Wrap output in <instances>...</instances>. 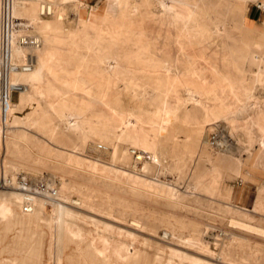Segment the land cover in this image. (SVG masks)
Instances as JSON below:
<instances>
[{
    "label": "rangeland",
    "instance_id": "obj_1",
    "mask_svg": "<svg viewBox=\"0 0 264 264\" xmlns=\"http://www.w3.org/2000/svg\"><path fill=\"white\" fill-rule=\"evenodd\" d=\"M82 1L99 8L104 3ZM127 1L139 6L140 11L132 37L140 35L141 40L162 51L168 48L169 53L165 52L172 58L205 60L209 64H200L202 70L212 67L233 75L253 97L246 103L237 102L231 113L208 118L203 105L212 107L215 102L198 97L193 84L196 94L192 99L187 100L179 88L184 101L178 106L168 102L174 112L167 118L156 117L154 113L163 106L156 89L167 73L146 72L137 64L124 65V76L109 86L107 99L117 111L133 115L132 120L140 116L152 119L149 127L154 129L151 134L155 143L150 157H144L141 148L127 141H110L93 134L84 137L54 116L47 96L41 93H36L35 106L31 107L18 104L19 94L14 93L9 106L16 104L15 114L5 120L2 113L7 107L2 106L0 117V264H264V233L244 230L230 222L241 221L264 230V159L257 156L256 129L251 126L249 140L246 132L233 128L230 121L235 118L238 123H251L255 112L251 105L256 101L264 108V14L254 6L262 5L258 0H198L196 16L182 21L174 16L172 7L160 12L157 0ZM239 1L241 6L231 7L230 3ZM72 2L75 0L64 2L62 27L74 23ZM21 8L18 17L27 19ZM146 11H151L146 16L151 20L143 16ZM102 29L99 44L110 40L105 32L107 25ZM130 44L117 42L120 48L126 45L125 49ZM31 52L35 64L30 74L41 71L47 79L51 77L48 82L54 87L55 97L69 96L72 90L66 73L60 72L62 75L54 80L36 62L35 51ZM93 52L78 49L90 69L100 68ZM224 55L231 63L223 60ZM65 63L59 65L69 67L71 76L76 77L72 79L82 83V76L75 70L78 63ZM205 70L202 73L206 74ZM21 73L20 77L9 75L8 80L22 83L27 74ZM96 84L89 87L92 95L86 97L91 102L99 99L101 88ZM79 96L83 94L79 92ZM47 119L51 127L44 131L39 125ZM211 136L214 145L208 143ZM101 143L106 150L97 149ZM130 149L141 154L139 162ZM19 175L54 184L56 195L35 194L30 212L23 211V193L15 186ZM3 179H9L11 185L4 184ZM209 182L214 185L212 192L206 190Z\"/></svg>",
    "mask_w": 264,
    "mask_h": 264
},
{
    "label": "bare ground",
    "instance_id": "obj_2",
    "mask_svg": "<svg viewBox=\"0 0 264 264\" xmlns=\"http://www.w3.org/2000/svg\"><path fill=\"white\" fill-rule=\"evenodd\" d=\"M65 1H67V0H25L21 4L16 5L14 7H11L13 9L12 11L10 8V14L18 17V14L22 15L20 10H18V9L22 7L21 9H23V12H24L23 15H25L27 18L24 20L28 26L29 33L36 35L40 40L39 46L36 47L35 49H33L35 51V54H36V62L39 63L44 69H46L47 72L54 77V80L59 75H62V74H59L60 72L66 73L65 75H67V78L69 79L68 83H69L70 89L72 90V92L69 94V96L67 95V96L55 97V94L53 93L54 87L52 88L48 82V79H50L51 77L47 79V77H45L41 74V71H40V73L37 71L36 74L32 75V74H30V71L32 70L31 69L30 71L26 72L27 76H25V75L23 76L22 84L25 85V88H23L19 92V98L17 101L18 104H20V105L26 104V105H29L30 107L35 106L34 104L36 101V97L38 96V95L37 96H35V95H36V93H41L43 96H45V97L47 96V102H48L50 108L52 109L54 116H57L58 118L64 119L65 125L79 131L84 137L89 135V134H93V135H97V136H99V138H103V139L104 138H109V139L111 138L110 141H112V139H114L115 141L122 140V142L127 141V142L131 143L133 146H135L137 148L138 147L141 148V152L143 153L142 156H144V157L149 156L150 157V155H151L150 151L153 150L154 143H155L154 139H153L154 136L152 137V134H151V131L154 129L149 127L151 122H153L152 119L150 118V116L147 119L141 118V116H140V117H137L134 120H132L131 117L133 115L131 116V114L128 112L117 111L113 106H111V104L109 103V101L107 99V96L109 94V86L114 81L121 80L120 77L122 76V72L124 71V67H123L124 65L126 67V66H129L130 64H137V65H140L141 70L146 71V72L163 71V72L167 73L165 75V77H163L162 83H160L158 85V88L156 89L158 94H160V96H161V102L163 104L160 111L158 109L159 112L157 111L156 113H154V116H156V117L167 118L174 112L173 107H170L167 105L168 102H173L174 104H176L178 106L179 104H181L184 101L183 96H181L179 91H178L179 88H182V90L186 94L187 100L190 98L192 99L193 94H196V92H197L199 94L198 97H200V96H201V98L205 97V99H209L212 102L213 101L215 102V105H213L212 107L203 105L204 111H205L206 116L208 118H211L210 116H217L218 117L219 115L231 113L235 110L237 102L239 103L240 100H245V103H246V100L253 97L249 88H247V86H245L244 84L236 81V78H234L233 75L231 76L228 73L225 74L223 72H220L218 69H215L212 67L208 68V70L207 69L202 70V68L200 67V64H202V63L206 64V65L209 64L205 60L204 61L203 60L198 61V60H195L194 57H192L191 59H188V57L182 58V59L172 58L166 53V52H168L167 51L168 48L167 49L164 48L162 51V50H159L157 47L150 45V44H147L146 42L141 40L140 35L136 38L132 37V36H135L132 32L133 25H134L135 21L137 20L136 17L139 18V14H140V11H138L139 6L137 7L136 5H132V3H129L127 0H104L102 8H99L98 5L87 6L82 0H75L74 3L73 2L71 3V5L73 6L74 14H75L74 23L72 25L62 27L60 24L62 21L64 7L66 6V4L64 3ZM197 1L198 0H194L193 2H189L188 0H157L156 6H157V9L162 13L168 12L169 8L172 7V13L174 14V16L183 21L184 19L187 20L188 18L196 16L195 15L196 12L194 11V7H197L200 5V3L198 5ZM258 1L260 2V4L262 5V7L264 9V0H258ZM42 2H47L48 5L50 6V13H51L50 15H45V16L41 15L40 6H41ZM217 3H218V1H217ZM237 3H234V4L230 3V5H231V7L241 6L240 1H239V4H237ZM228 4H229V2H228ZM228 4H226L227 7H228ZM222 5H223V3H222ZM146 6L150 10L151 6L149 5V3H146ZM227 7L225 9L226 11H227ZM150 12L151 11H146L143 14V16L144 17L150 16L151 15ZM152 17H153V15H152ZM18 18H21V17H18ZM171 18L174 19V17H171ZM21 19H23V18H21ZM45 19H48V20H45ZM147 19H149V18H147ZM149 20H151V19H149ZM140 23H142V22H140ZM102 25H107V29L105 32L109 33L110 40L106 41L103 39L106 42L101 41L102 44H99L98 38L102 33H104V31L102 29ZM138 30H139V28H138ZM176 30H178V28H176ZM45 31H50V33H44ZM177 33H176V36H177ZM102 37H103V35H102ZM177 39H176V41H177ZM180 39L182 40V38H180ZM118 41L131 43L130 47L128 49H125V47L127 45L126 44L124 48H120V46L117 45ZM174 43H176V42H174ZM184 44L185 43H183V45ZM173 46H175V45H173ZM80 47H84L86 50L94 51L93 53H95V60H96L95 63L99 64L101 67L90 69L87 66V62L85 60H83V58L80 57L78 54V49ZM186 47H187V44H186ZM246 48H248V47L246 46ZM153 49H155L156 52H154ZM160 49H161V47H160ZM28 50H30V52L32 51V49H29L27 47H23L20 45H16V44L12 43V41H11L10 47H9V56L11 59L13 58V59H18L20 61L21 60L23 61ZM158 50L160 52H158ZM165 50H166V52H165ZM257 56H259V55H257ZM257 58H259V57H257ZM257 58H255V59H257ZM223 60H225L228 63H231L230 62L231 60L228 56L224 55ZM71 61L78 63V64H76L78 66L75 70H76V74H79V76L80 75L82 76V79H83L82 83L78 82L80 80H78V81L76 79L73 80L74 79L73 76L75 77V75L73 74V76H71L72 74L70 72L69 67L65 66V68H64V67H61L59 65V63H61V62H66L65 64H68ZM259 61H261V60L259 59ZM255 63H257V62H255ZM92 65H93V63H92ZM37 66H39V65H37ZM94 67H95V65H94ZM132 70H134V69H132ZM204 70L207 72L206 74L202 73V71H204ZM14 74L16 75V77L17 76L20 77V75L22 73L19 72V73H14ZM11 76H13V75H11ZM129 77H131V76H129ZM8 79H9V76H7V80ZM159 80H161V79H159ZM159 80L156 82L157 83L160 82ZM12 82L21 83V82H17V81H12ZM94 82H98V83L96 84ZM68 83H66V84H68ZM93 84H96L98 88H101L100 92L98 91L99 94H97L98 98H99L97 102H91V101L86 99L87 96L89 97L90 95H92V93H90L89 87H91ZM130 85H133V84H130ZM191 85L195 86V91H196L195 93H194V90H192ZM123 86H124V84H123ZM67 88H69V87H67ZM113 89H115V88L113 87ZM110 91H112V90L110 89ZM79 92H81L83 94V96H79ZM57 93H58V91H57ZM60 94L61 93L56 94V95L58 96ZM254 98L256 99V97H254ZM89 99H91V98H89ZM251 100H253V99H251ZM12 102L13 101L6 100L3 104L0 103V117H1V113H2V106H4V108H5V106L7 107L6 109H3L4 113H2L4 115L3 118L5 120L7 118H9L8 116L10 114H12V113L15 114V112H16V111L13 112V110H14L13 108L16 106V104H14L12 107L9 106V104H11ZM256 102L254 103L255 106L251 105V106H253L252 109L255 111L254 117L253 118L251 117L252 120L249 117L251 120V123H243V122L238 123V120H236L235 118H233L230 121H231L233 128H237V127L242 128L246 132V135L249 138V140H252V136L250 135L251 126L255 127L256 133H257L256 140L259 144L257 156L260 159H264V108H261L258 105V103H256ZM36 105H38V104H36ZM47 106L48 105H46V107ZM36 107H39V106H36ZM249 108L251 109V107H249ZM36 110H37V108H36ZM46 113L48 114V111ZM49 114H51V111H49ZM50 117H51V115H50ZM53 119H55V118H53ZM49 122H50V120L47 119L44 123L40 122L41 125H39V126L41 128H43V130L47 129V128H49V126L51 127V124ZM61 122H62V120H61ZM8 124H9V122H8ZM156 124H157V122H156ZM6 127H5V129H6ZM50 130H53V129H50ZM4 132H6V130ZM155 148H156V146H155ZM114 150L116 151V149H114ZM208 177H210V176H208ZM206 190L208 192H212L213 190H215L214 185H212V182L208 183V185L206 186ZM38 197H40V196H38ZM38 201H39V199H38ZM57 207H58V205H57ZM37 208H39V207H37ZM10 213H12V212H10ZM14 218H17V216L16 217L13 216L12 219H14ZM48 219L50 220V218H48ZM51 221H53V220H51ZM8 222H12V221H8ZM230 222H231V224L239 226L240 228H243L244 230H249V231L258 232V233H264L263 229L257 228L253 225L248 224V223H244L241 221L237 222L236 220L230 221ZM20 228H21V226H20ZM51 230H52V228H51ZM51 237H53V236H51ZM34 245H35V243H34ZM28 247H30V246H28ZM36 248H37V246H36ZM34 249H32V250H34ZM28 250H29V248H28ZM169 252H171V251H168V253ZM50 253H51V251H50ZM40 254H41V252H40Z\"/></svg>",
    "mask_w": 264,
    "mask_h": 264
},
{
    "label": "built area",
    "instance_id": "obj_3",
    "mask_svg": "<svg viewBox=\"0 0 264 264\" xmlns=\"http://www.w3.org/2000/svg\"><path fill=\"white\" fill-rule=\"evenodd\" d=\"M25 0H0V103L3 104L6 100L12 101V95L20 92L25 85L22 83L9 82L7 76L30 71L35 64V55L32 52H27L23 61L11 59L9 56L8 46L10 42L27 47L29 49H35L39 46L40 40L28 31V26L24 19L18 18L9 14V8L21 4ZM255 8L264 14V10L261 6L255 3ZM41 15H50V6L47 2H42L40 6ZM5 132L3 133V135ZM213 135V134H212ZM209 145L215 144L214 136L210 137L208 141ZM97 149L100 151L106 150V147L102 144L97 145ZM131 155L134 156V160L139 162L140 153L135 149H130ZM16 187H18L23 193V200L21 202V209L23 211H29L33 206V195L41 193L44 197L55 196L57 193L54 184L47 182L37 181L34 182L24 175L16 177ZM4 184L11 185L9 179L6 181L3 179Z\"/></svg>",
    "mask_w": 264,
    "mask_h": 264
},
{
    "label": "crops",
    "instance_id": "obj_4",
    "mask_svg": "<svg viewBox=\"0 0 264 264\" xmlns=\"http://www.w3.org/2000/svg\"><path fill=\"white\" fill-rule=\"evenodd\" d=\"M249 15H252L251 17H253L254 16V13L253 12H249ZM247 18L249 19V16H247Z\"/></svg>",
    "mask_w": 264,
    "mask_h": 264
}]
</instances>
